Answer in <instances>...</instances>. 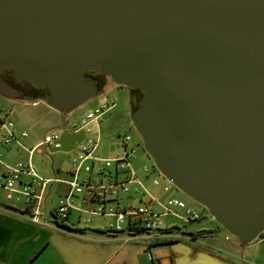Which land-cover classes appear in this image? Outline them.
I'll list each match as a JSON object with an SVG mask.
<instances>
[{
	"label": "water",
	"instance_id": "obj_1",
	"mask_svg": "<svg viewBox=\"0 0 264 264\" xmlns=\"http://www.w3.org/2000/svg\"><path fill=\"white\" fill-rule=\"evenodd\" d=\"M3 71L63 115L97 93L86 72L139 89L157 172L239 242L264 230V0H0V94L29 100Z\"/></svg>",
	"mask_w": 264,
	"mask_h": 264
},
{
	"label": "crops",
	"instance_id": "obj_2",
	"mask_svg": "<svg viewBox=\"0 0 264 264\" xmlns=\"http://www.w3.org/2000/svg\"><path fill=\"white\" fill-rule=\"evenodd\" d=\"M108 87L109 83L103 91ZM17 101L32 105L42 103L38 100ZM102 118L100 144L102 141L114 143L113 136L105 135L102 131ZM27 136L26 134V137L21 139L22 143ZM119 136L120 134L117 133L114 137ZM39 143L41 142L33 147ZM19 151L21 150L13 145L1 148L0 155L7 164H14L18 161ZM117 151L115 150L114 153ZM105 152H107L105 147L102 152L98 150L102 156ZM132 164L153 200L130 194L121 197L119 203L122 206L147 203L155 212L163 213V208L156 201L164 202L170 198H178L171 194L169 189H160L157 194L156 187L152 184L155 178L153 173L157 171L145 175L140 171V163ZM53 174V178H47L54 181L46 188L48 190L43 199L44 207L49 202V194L56 184H62L57 186L59 198L67 192L64 183L67 180L57 177L56 173ZM161 184L159 181V187ZM177 212L180 213L178 210ZM78 218L79 215L74 221L69 216L68 221L61 225L49 221L48 218L33 223L21 204L12 205L0 200V264H40L42 262L40 254L45 250L49 259L47 264H264V257H246V249L249 245L242 247L239 241V244L221 241L219 229H204L199 225L181 228L175 222H170L162 223L159 229L152 230L148 234L128 237L124 233L111 234L104 231L102 227L106 222L105 219H93L96 224L88 228L75 225ZM46 223L53 224L46 225Z\"/></svg>",
	"mask_w": 264,
	"mask_h": 264
},
{
	"label": "built area",
	"instance_id": "obj_3",
	"mask_svg": "<svg viewBox=\"0 0 264 264\" xmlns=\"http://www.w3.org/2000/svg\"><path fill=\"white\" fill-rule=\"evenodd\" d=\"M114 100L101 104L86 112L79 124L63 128L60 133L76 134L83 132L80 143L75 144L76 151L71 159L72 166L68 171L72 180L64 181L67 192L61 196L56 207L51 211L52 221L61 225L68 221L72 212L87 214L105 219L102 229L111 234L124 233L128 237L148 234L159 229L161 217L171 215L183 223L200 219V215L184 201L170 198L164 202L156 201L163 208V213L155 212L147 203L122 206L121 197L133 194L153 197L147 190L144 181L138 176L133 164L137 159L136 150L131 145L129 135L118 138L119 150L113 157H105L98 153L101 139L100 122L104 113L114 107ZM26 137L24 131H18L9 117L8 112L0 109V149L17 146L26 153V162L15 161L7 164L0 155V197L5 201L21 204L29 220L39 223L40 207L44 194L52 179L40 177L32 163L34 150L40 146L56 147L58 133L45 135L41 143L27 149L21 142ZM153 172L157 171L152 166ZM145 165L140 171L149 175L152 173ZM84 173L81 181L78 176ZM156 183V181H153ZM180 211L179 212H177ZM85 222H90L86 219ZM264 238V230L259 234ZM157 238V236H155Z\"/></svg>",
	"mask_w": 264,
	"mask_h": 264
},
{
	"label": "rangeland",
	"instance_id": "obj_4",
	"mask_svg": "<svg viewBox=\"0 0 264 264\" xmlns=\"http://www.w3.org/2000/svg\"><path fill=\"white\" fill-rule=\"evenodd\" d=\"M111 100H114L115 104L114 107H112L103 115L102 131L105 133V135H112L115 140L114 143H110L109 141H102L101 144L99 143L98 150H101L102 152L103 148L105 147L107 152L103 153V155L105 157H113L115 155V150H119V138L114 136L117 133H119L120 135H129L131 137V145L134 146L137 154V159L134 163H140V166L145 165L151 171L153 161L144 150L142 140L139 134L136 132L131 121L132 92L126 86L116 85L110 81L109 87L107 89L96 94L93 98L66 115H63L49 108L43 103H36L35 105H32L30 103L23 104L21 101L6 98L1 94L0 109L8 112L10 119L12 120L18 131H24L28 135L27 138L24 139L23 145L25 146V148L30 149L36 143L42 142L45 135H50L52 133L60 134L63 128H69L75 124H79L88 110L93 109L101 104L109 103V101ZM28 101L31 102V100ZM75 152L76 151H57L51 153L48 151V147L40 146L37 150H34L31 158V163L36 173L44 179L53 178V173H56V176L61 179L72 180V177L69 175L68 171L72 166L71 159L74 156ZM19 153L20 155L18 157V160L25 163L27 158L26 153L24 151H19ZM153 175L155 178L152 180V184L154 185L153 187H156L155 189L157 194L160 192V189H169V192L171 194H174L176 198L184 201L188 206L193 208L194 211H196L200 215L199 220L189 222L190 224L183 223L171 215H165L161 217V224H169L170 222H175L181 228H189L195 225H199L204 229H219V232L221 233L219 239L221 241L239 244L238 240L230 235L223 227H221L202 205L194 202L180 190L176 189L158 172L153 173ZM84 176V173H81L78 176V181H81ZM153 181H156V183H154ZM159 181H161L162 183L161 187H159ZM58 185L56 184L55 188L50 192L49 202L45 207L42 202L40 207V220H45V218H48L49 221H52L50 211H53L57 205V201L59 198L57 190ZM46 191L44 197L46 196ZM0 200H3L8 204L20 205L15 204L14 202L5 201L3 197H0ZM78 215V213L72 212L70 214V219L75 221V218ZM86 219H91V221L87 223L85 222ZM93 219L97 220L99 218L83 213L79 215L78 222H76L75 225L89 228L91 227V225L96 224ZM52 224L53 223H46V225ZM42 229L45 231L48 230L46 228ZM249 243H242V247H244L245 245H249L246 249V257L250 258L257 256L263 258L264 238L258 236ZM40 259H42V262L40 264H47L49 262L46 250L45 252L40 254Z\"/></svg>",
	"mask_w": 264,
	"mask_h": 264
},
{
	"label": "trees",
	"instance_id": "obj_5",
	"mask_svg": "<svg viewBox=\"0 0 264 264\" xmlns=\"http://www.w3.org/2000/svg\"><path fill=\"white\" fill-rule=\"evenodd\" d=\"M1 77L6 81L14 83L18 87H21L22 84V86L24 87L22 88L23 94L29 100L42 99L48 92L47 88H36L29 83H15V81L7 71H3L1 73ZM85 77L95 82L97 93L102 92L105 86L110 82L106 76L102 74H95L93 72H86ZM130 91L132 92L131 110H133L139 105L142 93L139 89H130Z\"/></svg>",
	"mask_w": 264,
	"mask_h": 264
},
{
	"label": "flooded vegetation",
	"instance_id": "obj_6",
	"mask_svg": "<svg viewBox=\"0 0 264 264\" xmlns=\"http://www.w3.org/2000/svg\"><path fill=\"white\" fill-rule=\"evenodd\" d=\"M6 81V80H5ZM9 85H11L13 88H15L16 90H18L19 91V93L22 95V96H24V94H23V89L22 88H24L23 86H22V84H21V87H18L17 85H15L14 83H12V82H9V81H6Z\"/></svg>",
	"mask_w": 264,
	"mask_h": 264
}]
</instances>
